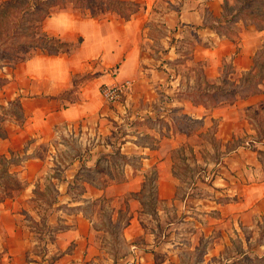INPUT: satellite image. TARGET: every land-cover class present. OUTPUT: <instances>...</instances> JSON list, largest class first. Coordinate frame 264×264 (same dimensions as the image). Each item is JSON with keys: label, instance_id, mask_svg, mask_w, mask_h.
I'll use <instances>...</instances> for the list:
<instances>
[{"label": "crops", "instance_id": "obj_1", "mask_svg": "<svg viewBox=\"0 0 264 264\" xmlns=\"http://www.w3.org/2000/svg\"><path fill=\"white\" fill-rule=\"evenodd\" d=\"M133 1L142 9L129 21L54 11L42 30L72 49L39 51L0 68L7 79L0 106L17 102L23 118L0 137L1 171L21 185L0 187V264H264V160L257 152L264 143L249 149L241 141L214 163L212 186L193 184L182 195L173 156L190 146L197 153L192 138L209 123H217L224 148L253 140L256 121L246 112L259 113L264 81L259 94L232 104L205 108L173 97L185 88L181 70L199 62L210 84L227 63L238 80L253 66L264 31L237 23L222 33L225 2L233 0ZM158 29L165 55L156 60L151 33ZM125 82L131 85L123 103L108 105L102 88ZM181 117L198 122L197 131L182 129ZM151 118L165 119L163 126H146ZM43 147L45 155L33 154ZM16 155L26 157L16 162ZM44 180L56 199L36 232L41 224L28 207ZM150 183L155 204L148 211Z\"/></svg>", "mask_w": 264, "mask_h": 264}, {"label": "trees", "instance_id": "obj_2", "mask_svg": "<svg viewBox=\"0 0 264 264\" xmlns=\"http://www.w3.org/2000/svg\"><path fill=\"white\" fill-rule=\"evenodd\" d=\"M58 9L86 13L99 20L115 15L129 21L142 6L133 0H0V60L21 58L19 61H25L39 51L48 55L70 51V44L61 42L42 30L44 21ZM223 10V19L219 20L217 27L222 33H226L227 25L237 23L252 25L257 30L264 31V0H233L232 3L226 1ZM230 74H234V69L229 65L219 84L206 82L205 88L200 89L196 95L186 92V99L194 105L207 108L220 103L232 104L259 94L264 81V44L256 52L250 70L233 82L227 78ZM6 83L7 79L0 78V87ZM13 105H17V102ZM257 152L259 155L264 153Z\"/></svg>", "mask_w": 264, "mask_h": 264}, {"label": "rangeland", "instance_id": "obj_3", "mask_svg": "<svg viewBox=\"0 0 264 264\" xmlns=\"http://www.w3.org/2000/svg\"><path fill=\"white\" fill-rule=\"evenodd\" d=\"M151 35L153 37L156 38V42L155 44L152 45L151 47V52L150 55L151 57H153L154 59H159L162 57V55H165V52L162 50L163 46L162 43L160 42V39L162 37V35H164V31L163 29H158L156 31H153L151 33ZM175 44L177 46H181V47H185V45L182 43V41L178 40L177 42H175ZM189 46L186 45V49L183 52L184 56L187 57L188 52H189ZM147 51V49H146ZM19 53V52H18ZM17 53V55H18ZM148 53V52H147ZM21 58H15L13 60H9V59H4V60H0V68L2 67H8V68H14V66L18 63H20ZM19 61V62H18ZM183 60H181L182 62ZM17 62V63H16ZM229 67L228 63L224 66V71H226V69ZM204 64L203 62H199L194 64L193 66H191L189 68V70H181V77L184 79L185 82V88L179 92L178 94H176L173 98H184L186 92H193L191 94H195L198 93V91L202 88H205V79H204ZM178 70H176L177 72ZM202 71V72H201ZM203 74V75H202ZM231 75V74H230ZM228 75V80L230 82H233L235 79H237L240 74L238 73V76L234 75V76H230ZM223 76V74H222ZM221 76V78H222ZM220 78V79H221ZM220 79L215 83V84H219L220 83ZM130 85H127L126 88H124V91L120 97V99L116 102V103H107L108 105L114 106V105H119L123 103V100L125 99V97L127 96V92L130 88ZM0 90H2V87H0ZM161 96L163 97H168V95L165 96V93L162 91L161 92ZM196 98H198V95L196 96ZM166 100V98L164 99ZM192 102V101H191ZM211 106V105H209ZM209 106L207 108H209ZM246 115L248 117H251V119H255L256 122H254V127L256 128V131L253 135V140L250 141V139L247 137H243V139H239L238 141H235L234 143L226 146L225 148L222 147V145L220 144V142H218L217 138L215 137L216 132H217V123H209V127H206L205 132H202L200 134V136L198 135L197 138L193 137L192 138V142L196 145V146H200V148L198 149L197 153H194L192 150H184L183 149H178L177 151L174 152L173 156H174V160L176 162V165L174 166V168L176 169V174L178 175V177H180V179L182 180L181 184L183 187L180 188V195H182V192L186 189V187H191L193 184H206V185H210L212 186L211 182L213 181L214 176L217 175L218 169H216V167L214 166V163H216L220 157H222L223 153H227L229 152L231 149H233L238 143H241V141L244 143L247 148L249 149H254V143H264V104H262V106L260 107L259 113H255V111H249L246 112ZM253 116L255 118H253ZM22 114L20 111V108L18 107V103L17 105H13V106H6V105H1L0 106V137H4L6 135V126L8 125V123L13 120L15 121V123H22ZM165 120V119H162ZM159 120V119H145V125L146 126H154V125H160L163 126L164 121ZM250 123H253L252 121H250ZM257 123V125H256ZM180 127H182V129L184 127H187L188 130L190 131V133L196 132L197 129L199 128V124L198 122H192L189 118H180L179 119V124ZM189 133V132H187ZM190 135V134H189ZM202 139L204 142H200ZM245 138V139H244ZM60 140V139H57ZM70 142L74 143V145L78 146V140L76 141V139H72L69 140ZM256 141V142H254ZM56 145H58V143H60V141H55ZM192 148V147H191ZM46 148H36L33 150V154L34 155H45L46 154ZM57 151V150H56ZM74 153L77 152L76 150H72ZM59 151H57L58 154ZM66 152H68L69 154V150H66ZM264 152V151H263ZM61 153L64 156V151H61ZM26 156H20V155H16L14 157L15 161H20L22 159H24ZM260 157L264 160V153L262 155H260ZM59 158L60 155H59ZM200 162V164L196 163V162ZM3 165V164H2ZM59 168H61V166H59ZM2 180H0V187H8V188H13L17 191V189H20V183L18 182V180L16 179L15 176L7 178V176H5L3 174V172L1 171V166H0V177ZM6 181V183H5ZM6 184V185H5ZM152 184L150 183V187L148 192H146L144 198H143V203L145 205V208L150 211V209L154 208V204H155V199H154V191L153 188H151ZM200 186V185H199ZM42 190V191H40ZM39 191L41 193H39ZM4 191H0V199H2ZM56 197H55V193L54 190L52 188V186H50L45 180L43 181V186L38 190V193L36 194V197H34V199H32V201L30 202V205L28 207V210H30L31 213H29V215L33 218H35L37 220V222L39 224L44 223V221L46 222V216L48 215L47 210L49 209V207L54 203ZM94 207V206H93ZM98 207V204H97ZM36 212H32V211H36ZM28 215V216H29ZM104 218L107 219L108 214H104ZM32 219L30 217H27V221L29 223H31L32 225ZM33 226V225H32ZM38 226L39 229L36 230V232H39V230H43V226ZM112 244L109 245V247L111 249H117L118 248V244L117 242H111ZM244 264V263H243ZM248 264H263V262H257L254 261L253 263L249 262Z\"/></svg>", "mask_w": 264, "mask_h": 264}, {"label": "built area", "instance_id": "obj_4", "mask_svg": "<svg viewBox=\"0 0 264 264\" xmlns=\"http://www.w3.org/2000/svg\"><path fill=\"white\" fill-rule=\"evenodd\" d=\"M129 84H130L129 82H125L122 84H113L110 86H104L102 88V95L105 101L110 104L116 103L120 99L124 91V88H126V86Z\"/></svg>", "mask_w": 264, "mask_h": 264}]
</instances>
